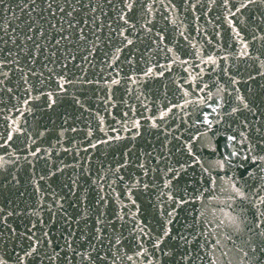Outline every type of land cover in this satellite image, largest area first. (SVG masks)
<instances>
[{
  "label": "water",
  "instance_id": "water-1",
  "mask_svg": "<svg viewBox=\"0 0 264 264\" xmlns=\"http://www.w3.org/2000/svg\"><path fill=\"white\" fill-rule=\"evenodd\" d=\"M262 137L261 0L0 4L4 264H264Z\"/></svg>",
  "mask_w": 264,
  "mask_h": 264
},
{
  "label": "snow or ice",
  "instance_id": "snow-or-ice-1",
  "mask_svg": "<svg viewBox=\"0 0 264 264\" xmlns=\"http://www.w3.org/2000/svg\"><path fill=\"white\" fill-rule=\"evenodd\" d=\"M250 2L255 3V0H250ZM261 2L264 3V0H261ZM2 3H3V0H0V4H2ZM242 6L246 7V5H242ZM241 102H243L242 98H241ZM244 108L245 109L247 108V104L246 103H244ZM237 111H238V109L236 107L231 108V113L232 114H235ZM206 122L209 124V127H211V122L210 121H206ZM247 126H248L247 125V121L245 120L244 127L246 128ZM257 131H259V129H257ZM239 136L242 137L245 141L247 140V136L245 135L244 131H241L239 133ZM261 139L264 140V137H262ZM228 140H231V141L235 142L237 140V135L229 136ZM256 147H258L260 149V153H264V146H261L260 144H257ZM189 150L191 151V149H189ZM217 151H218L217 147H213V148L210 149V152L212 153V156L208 157V161L207 162L210 165L215 163V164L219 165L220 168H223L224 167V163H225L224 159L214 160V158H213ZM248 151L252 152L253 149L251 147H249ZM231 155H237V153L233 152V153H231ZM249 159H252V162L254 164L259 163L261 165V167H264V154H259L258 153L254 157H249ZM204 170L205 171H209L208 168H205ZM209 191H211V190H209ZM233 191H235L241 198L244 197V193L241 192L239 188H235L234 187ZM260 202L264 203V198H261ZM216 206H219V204H217ZM261 215H264V213H262ZM260 235H264V232H261ZM257 251L264 252V248H254V249H252L251 250L252 255L255 256ZM244 255L247 257L249 255V253L245 252ZM0 264H4L3 258H0ZM256 264H259V259H257Z\"/></svg>",
  "mask_w": 264,
  "mask_h": 264
}]
</instances>
